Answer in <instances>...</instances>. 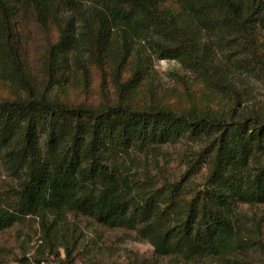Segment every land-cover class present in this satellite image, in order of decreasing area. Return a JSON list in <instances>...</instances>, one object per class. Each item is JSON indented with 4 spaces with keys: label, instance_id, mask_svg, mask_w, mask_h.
I'll list each match as a JSON object with an SVG mask.
<instances>
[{
    "label": "trees",
    "instance_id": "1",
    "mask_svg": "<svg viewBox=\"0 0 264 264\" xmlns=\"http://www.w3.org/2000/svg\"><path fill=\"white\" fill-rule=\"evenodd\" d=\"M263 12L264 0H0V160L18 179L0 233L37 218L45 244L73 264L71 219L85 217L136 230L157 256L252 264L255 252L264 264L261 219L246 228L239 210L264 206V103L240 110L232 70L264 81ZM30 21L58 31L38 72ZM156 59L179 62L201 93L183 75L182 94L140 96ZM91 66L112 70L115 101H88ZM186 135L206 145L181 178L155 186L132 172L133 153ZM206 157L204 187L184 197Z\"/></svg>",
    "mask_w": 264,
    "mask_h": 264
},
{
    "label": "rangeland",
    "instance_id": "2",
    "mask_svg": "<svg viewBox=\"0 0 264 264\" xmlns=\"http://www.w3.org/2000/svg\"><path fill=\"white\" fill-rule=\"evenodd\" d=\"M63 14L67 15V13ZM27 26L30 27L28 32L31 36L28 40V53L32 59V68L38 72L41 68V58L49 43L58 37V31L56 27L50 25L43 29L34 21L27 23ZM258 26L264 34V25L258 24ZM112 44H115V41ZM93 68L91 66L90 70ZM154 68L156 74L142 83L140 96L146 97L150 91H155L156 95L165 97L177 95L174 91L182 94L185 87L180 84L179 77L183 75H186L185 82H192L194 89L201 93V89H197L201 87V84L195 81L196 78L185 71L179 62L156 59ZM232 70L236 72L235 76L243 94L240 110L247 111L259 103H264L263 79L245 68H232ZM111 71L110 69L106 77L104 73L94 68L88 95L89 102L116 100L117 89L113 85ZM103 91L105 96L102 95ZM77 93L79 90L74 91V94ZM205 145V138L186 135L147 155L139 152L133 153L135 163L131 166L132 172L137 174V177H143L145 172L152 175L155 186H160L166 180H177L188 169L189 161L198 158ZM260 155L264 159V152ZM205 159L208 157L201 161L199 172L192 177L185 194H182L184 197L189 198L196 190L204 187L208 164ZM17 186L18 179L6 170L0 160V206L13 199L12 196ZM239 210L244 215L242 216L244 227L250 228L255 217L261 219L264 233V206H242ZM21 221L20 224L0 233V260L4 264H63L65 258L63 248L56 249L55 246L52 248L45 244L39 220L28 216ZM71 222H73L70 223L71 226L76 225L75 236L79 237L74 250L73 264H192L180 256H157L153 246L138 236L134 229H110L85 217L72 218ZM247 259L252 264H263L260 256L255 252ZM198 264H221V261L205 259L199 261Z\"/></svg>",
    "mask_w": 264,
    "mask_h": 264
}]
</instances>
